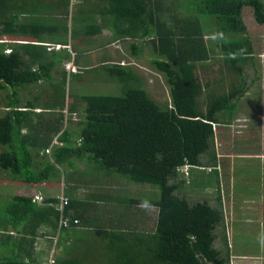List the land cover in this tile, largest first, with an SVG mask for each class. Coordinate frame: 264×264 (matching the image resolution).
Masks as SVG:
<instances>
[{"label":"trees","instance_id":"obj_1","mask_svg":"<svg viewBox=\"0 0 264 264\" xmlns=\"http://www.w3.org/2000/svg\"><path fill=\"white\" fill-rule=\"evenodd\" d=\"M26 1H18L14 7L12 0H0V145L4 147L0 151V168L22 189L9 195L6 203H2L4 197L0 195V264H87L63 260L56 253L61 246L62 253L67 248L63 238L67 229L87 223L86 210L95 212L93 215L100 212L96 217L102 215L101 203H76L67 185L74 177L86 185L90 196H95L84 201L105 200L115 207L108 204L112 206L108 207L111 218L118 219L108 229L109 246L115 237L125 238L127 233L141 235L146 245L136 249L126 244L121 250L113 245L107 256L98 255L93 263L107 260L108 264H229L227 223L221 187L217 184L215 128L231 124L241 100L246 97L251 103L255 94L251 93L254 80H247L246 76L256 55L243 8L250 6L255 21L264 24L262 0H193L189 9L186 0L156 1L158 13L166 10L170 22L166 25L158 14L155 22L151 20L154 26L143 31L141 47L131 48L130 54L138 58L145 48L149 50L148 65L163 76L169 88L170 104L166 106L150 96L141 76L132 70L133 64L120 62L99 64L96 68L117 79L122 85L121 94L79 92L66 105L68 77L79 78L82 69L68 73L65 68L56 67L63 59L69 61L73 57L77 62L79 53L75 51L79 48L62 47L67 56L61 58L55 57V49L49 45L28 44L20 49L5 42V34L17 29L49 36L57 32L56 26L37 23L42 11L46 16L62 15V8L55 6L56 0L45 1L47 11L34 10ZM103 1L106 5H102ZM64 2L68 5L69 0ZM137 2L96 0L93 12L101 22L85 25L87 35L99 32L109 21L113 28L127 19L135 23ZM21 17L25 22L19 23ZM75 30L74 26L72 35ZM36 48L44 54V61L32 68L25 65L23 54L30 55ZM205 70L208 77L203 76ZM81 79L75 83L81 84ZM96 83V78L88 81L84 90L97 86ZM53 93H58L57 102ZM76 114L78 121L71 118ZM192 169L199 171L192 173ZM116 175L123 176L133 187V183L157 186L158 197L122 192V182H115L120 192L109 195L107 189ZM262 178L264 174L257 176L256 203H264ZM63 182L62 198L35 194L42 185L55 192V187L60 189ZM187 185L188 190L184 189ZM233 191L242 192L237 185ZM193 192L195 198L191 196ZM215 194L218 205L213 206L207 198ZM59 203L61 211L57 209ZM147 208L153 214L147 231H140L132 221L120 225L126 212L134 217L131 209L143 213ZM63 218L68 219L67 226L61 223ZM41 226H46L51 234V238L43 235L48 238L47 249L52 248L53 237H57L44 262H39L34 254V243L45 234L39 233ZM123 238L120 239L125 242Z\"/></svg>","mask_w":264,"mask_h":264},{"label":"rangeland","instance_id":"obj_2","mask_svg":"<svg viewBox=\"0 0 264 264\" xmlns=\"http://www.w3.org/2000/svg\"><path fill=\"white\" fill-rule=\"evenodd\" d=\"M18 1L25 2L26 0H12V6L16 7L18 5ZM30 4L34 7V10H38L40 8H44V11H47V7L45 6V0H29ZM55 1V0H54ZM64 0H56L55 6L62 8L63 13L60 16H46V14L42 11V15L40 16V19L37 21L38 24L41 25H48V26H56L57 27V36H66L68 40L71 39L73 36V29L74 26L77 24V30H79L81 27L82 29H87L85 24H88L87 18V13L89 11H93L95 9L96 5V0H81V3L76 4L73 0H69L68 5H66V1L63 3ZM189 4L187 5L186 8H190L193 5V0H186ZM64 4L66 10L62 6ZM94 3V4H93ZM26 5L28 6V2L26 1ZM249 9V10H248ZM251 8L249 7H244L243 8V14H244V20L248 28L249 36L253 42V47L255 50V62L253 65L249 63L247 69H246V76L247 80H254L253 86L257 90H252L251 93H255L254 95L251 96V103L248 105V111L249 113L252 112H258L259 110V101L263 102V107H264V27L259 26L256 24L251 11ZM65 25L67 26V32H64V27ZM70 45V43H68ZM79 48V47H77ZM118 51H120L118 53ZM131 49L126 47V48H121V49H109L110 57L112 59L116 60L119 59L120 61H123L124 63H131L135 64L132 65V70L139 74L142 78L143 85L145 89L149 92L150 96L157 101L161 106H166L170 104V95H169V88L166 85L163 76L159 73H157L154 69L151 68V66L148 65L147 59L151 58L150 52L147 48L144 49V51L140 54V58H133L132 55L130 54ZM75 52L79 53L78 60L76 62L77 65H85L86 62L85 60L86 57H88L89 61H92V58L90 57L91 53L88 51L86 48H79ZM84 54V56H80V54ZM149 56V57H148ZM122 57V58H121ZM64 65V64H63ZM95 65H93L94 67ZM62 68H65L63 66ZM210 68V69H209ZM207 68L210 70L209 74L213 73V69L211 67ZM206 69V70H207ZM214 69L217 70L216 67ZM206 70L203 73L204 77H208L209 74L206 73ZM80 73V72H79ZM216 73V71H215ZM80 77L76 78L74 76H69L68 81L66 83V91H65V104L69 105L71 103L70 98L73 97V95H76V93L82 92V93H104V94H121L122 92V85L117 81V79L111 78L108 76L107 73L102 72L101 69L94 67L92 70H84L80 73ZM217 73L214 74V77H217ZM80 80L81 84L75 83V81ZM97 79V86H92V88H88L84 90V88H87L88 81H93ZM235 77L230 80H234ZM74 80V81H73ZM76 85H75V84ZM95 84V85H96ZM78 88H83V90L77 91ZM93 89L92 91H90ZM260 89V90H259ZM3 95L4 93L1 92ZM255 96V98H254ZM53 97L56 98V102L58 101V93H53ZM54 101V102H55ZM50 102L53 103V100L50 97ZM3 109V98L1 99L0 97V112ZM245 111V110H244ZM243 111V114H244ZM240 117L235 119L234 116V121L232 120V124H222L220 126H217L216 129V149H217V155L219 159H229L226 157H235L234 155L240 156L239 159H237L238 165H237V186H239V191H244L246 194L245 196L248 197V201L243 202L247 203L249 205V208L245 211V207L239 206L238 203H241V199L234 198L233 192L230 193L227 199L223 200V203H233L232 207H234V210H230V207H225V210L229 213H225L226 216V221H234V220H243L245 222L251 223L245 224L243 223L240 226L241 230H255L260 223V218H256L255 216H263L264 214L262 213V209L258 208L257 205H255V200H257L258 194L255 191V188L258 184L257 181V176H260L261 173H257V169L251 164H249L248 160L244 157V155L251 156L253 154H264V127L261 128L260 131H255L253 134V131H249L248 126L246 125V119ZM67 118L70 119V115L67 114ZM71 118L74 121H78L80 119L79 115L76 114L74 116L71 115ZM264 120V118H263ZM239 121V122H237ZM68 124V122H67ZM75 126L70 125V128H73ZM242 140H238V136H242ZM220 136L222 138H220ZM223 145V146H222ZM0 145V151L3 149ZM247 156V157H248ZM240 160V161H239ZM243 161V162H241ZM233 162L230 164V171H233ZM184 170L186 167L183 168ZM264 169V168H263ZM90 170V169H89ZM199 170L197 169H192L191 172L195 173L198 172ZM224 172L227 173V178H228V171L224 170ZM212 175V174H211ZM231 175H234L233 172H231ZM229 181L232 183L230 188L234 187L235 180L232 178H229ZM264 179H260V182L263 183ZM115 182H119L125 186V189L122 192H134L137 196H142V197H158L159 191L158 187L155 185L151 184H135L133 183L134 187L128 184L123 178V176L116 175V180L115 181H110V189L108 190L109 195H114L119 193L120 191L117 190L120 188V186H116ZM194 183H196V180H194ZM255 186V187H254ZM143 187V188H142ZM190 186L184 187V189L188 190ZM142 188V189H141ZM149 189H152L151 191H148ZM183 189V190H184ZM22 190V189H21ZM20 186H17L16 182L11 180L5 171H3L0 168V195L4 197L2 199V203H6V198L9 197L13 192H20ZM55 192L53 191L51 194L52 196H56L59 198H62V194L60 195V190L55 187ZM185 190V191H186ZM47 191V190H45ZM119 191V192H118ZM237 191V187H236ZM129 193V192H128ZM191 196H194V192L191 194ZM195 198V196H194ZM253 198V199H252ZM108 202V201H107ZM213 203V202H211ZM210 203V204H211ZM217 203V200H216ZM108 204H111L108 202ZM112 205V204H111ZM212 205V204H211ZM237 205V206H236ZM113 206V205H112ZM235 206L237 208H235ZM114 207V206H113ZM115 208V207H114ZM239 214V216H236L235 212ZM248 211V212H247ZM261 211V212H260ZM128 216V212L126 213L125 217ZM135 216V215H134ZM236 216L237 218H235ZM133 218H130V220L125 219V221H132ZM242 227V228H241ZM232 227H228V235L231 238L229 240L230 246L233 245V248H235L239 251H244V252H259L261 249L260 246L255 245L254 242H256V238L254 237H249L247 239H238L239 237H244L243 232H238L237 236L235 239L232 238ZM85 231H91V230H83V229H78L74 231L75 233V243L73 244L72 250L73 253L70 255H67L66 253H62L59 255V258L62 257L63 260L65 259H72L75 263L77 261L81 263H87V264H108V261L105 260L103 263H93V260L95 256L101 255V252H99L96 248L89 247V246H81L79 242H81V239L83 238L82 233ZM235 233V231H234ZM233 233V236H234ZM131 241H134V238H131ZM91 243V241L86 242V244ZM110 241L107 240L104 244L108 247ZM115 246H118L119 249L122 248V243L115 242ZM84 244V243H83ZM89 248V249H87ZM112 248V247H110ZM121 250V249H120ZM108 251V249H107ZM107 251H106V256H107ZM145 259H148L145 257Z\"/></svg>","mask_w":264,"mask_h":264},{"label":"crops","instance_id":"obj_3","mask_svg":"<svg viewBox=\"0 0 264 264\" xmlns=\"http://www.w3.org/2000/svg\"><path fill=\"white\" fill-rule=\"evenodd\" d=\"M47 1V0H45ZM76 4L81 3V0H73ZM156 1L157 0H138L137 4L138 6V17L136 19V22H132L131 19H127L124 20L123 22H119L114 28L112 27L111 22H107L106 25L104 24L103 27L99 30V32L92 31L90 33H93V35L89 36L87 35V29H82L80 28L79 30H77V24L75 25V32L74 35L71 37V39H67L65 38L66 36L62 35V36H57L56 32L49 36L48 34H38L39 32H35V31H30L27 29H17L15 31V33H11V34H5V42L8 45H18L20 49L24 48V45H28V44H33V45H49L51 50L55 49V57H66L67 54L65 53L64 49L62 47H68L69 50L72 49L73 47H79V48H85L88 46V51H90L91 55L90 57L92 58V61L88 60V57L85 58V60H83L84 62H86V64L83 65H77L76 64V60L73 61V57L72 60H64L62 62H58L56 69H61L63 67V64L65 66V70L69 73V72H76L77 69H82V71L86 70L89 67H93V65L97 66L99 64H108V63H117L120 62L122 63L123 61H120L119 59H112V57H110V53H109V49H121L123 48H140L143 41L141 39V35L143 33V31L146 29V27L151 28L152 26H154V24L151 22L152 21H156L157 20V16L158 14L160 15V18L162 20L165 21L166 25L169 24L170 19L169 16L170 14L166 11V10H160L162 11V13H158L157 10V6H156ZM262 2L264 3V0H262ZM102 5H106V1L102 2ZM245 7H249L250 6H245ZM249 10V9H248ZM251 14L253 16L252 13V8L250 9ZM94 12L93 11H89L87 13V16H89L87 18V23H93V22H101V19L99 16H97V13L95 12V16H93ZM244 16V14H243ZM31 17V16H30ZM32 20H36L35 17H31ZM244 19V17H243ZM29 20V19H28ZM27 20V21H28ZM93 20V21H91ZM255 20V19H254ZM25 22V18L21 17L19 19V23H23ZM245 22V20H244ZM256 22V21H255ZM246 24V23H245ZM256 24H258L259 26L264 27V24H259L256 22ZM87 25V24H85ZM247 26V25H246ZM96 29H98V27H96ZM248 29V28H247ZM148 38V37H147ZM68 43H70V45H68ZM61 44V45H60ZM59 45V46H58ZM66 45V46H64ZM61 48V49H60ZM60 49V50H57ZM120 51H118L119 53ZM44 54L40 53V49L36 48L33 49L32 53L29 54H23V60L26 63L25 65H28L32 68H37L38 67V61L39 62H43L44 58H43ZM82 56H84V54L82 53ZM133 57V56H132ZM122 58V57H121ZM135 58V57H133ZM137 58V57H136ZM138 58H140V56H138ZM46 59V58H45ZM66 63H68L66 65ZM124 63V62H123ZM135 65V64H133ZM94 66V67H95ZM55 71V70H54ZM53 71V72H54ZM54 74V73H53ZM57 72L54 74L56 75ZM58 76V75H57ZM254 90H256V88H254ZM260 90V89H259ZM250 103H248L247 98L245 97L243 100H241V104L239 106V108L236 110L235 113V119L240 117L246 119V125L249 128V131H253V134L255 131H260L261 128L264 127V107H263V102L259 101V110H258V115H255L254 112L251 111V113H249L248 111V105ZM245 110V111H244ZM36 111H39V109H36ZM244 111V114H243ZM232 120L234 121V117L232 118ZM239 122V121H237ZM232 124V121H231ZM243 135L240 137L238 136V140H242ZM220 138H222L220 136ZM216 139L215 138V144H216ZM216 146V145H215ZM223 146V145H222ZM235 157H226L229 159H219L218 155V162H219V181L217 182V184L220 185L221 187V195H222V206L224 207V215L226 216V214L228 213L227 210H225V207H230V210H234V207H232L233 203H228V205L226 203H223L224 199H227L228 196L230 195L231 192H233V196L234 198H238L241 199V203H238V207L242 206L245 207V211L247 210V208H249V205H247V203H243L248 201V197L245 196L244 194H246V192H235L234 187L233 188H226L225 184L228 183V186L231 187L232 183L229 181V178H232L235 180V184L237 185L236 179H237V159H239L240 156L238 155H234ZM248 155H244V157L248 160L249 164H252L253 167H255L257 169V171L261 174H264V154L258 155V154H253L251 156ZM241 158V157H240ZM240 161V160H239ZM233 162V171H230V164ZM243 162V161H241ZM223 168V169H222ZM224 170H227L229 175L227 178V173L224 172ZM231 172L234 173V175H231ZM68 189H70L72 191V196L74 198L77 199L76 203H101L100 208L102 209V215L101 217H96V214H100V212L96 213L95 215H93L95 212H88L87 210L84 212L85 215V220H88L87 223L82 222L83 224L80 225L79 227L73 229H67L66 232H64L65 237L63 236V238L65 239V244L67 245V248L65 251H63V253H66L67 255H70L71 253H73L72 247L73 244L75 243L76 239H75V233L74 231L78 230V229H83V230H91V231H85L82 233L83 238L81 239V242H79L81 244V246H89V247H93L96 248L99 252H101V255L103 254L104 256L106 255V251L107 254L110 252V247H112L113 245L115 246V242H119L122 243V245H130L133 246L136 249H140V248H145L146 245L144 244V240L143 237L139 234H134V233H127L126 235H124L125 238L121 237L118 235V237H115L112 240V243L110 246H106L104 243L107 242V240H110V235H109V230L108 229H112V226L115 225L114 221L118 219L117 218H111V211L108 207H112L110 205H108V202L105 200L99 201V202H89V201H84V199L86 197H89V193L86 189V185H84L83 183L79 182L78 178H71L68 181ZM64 186L65 183L63 182L60 186V195L63 194L64 191ZM40 189H36L37 192H35V194H41L44 197H48L49 195H52L51 193L53 192L52 190H49V186L47 185H42L39 187ZM239 188V186H238ZM47 190V191H44ZM44 191V192H43ZM244 193V194H243ZM94 195V194H93ZM92 197V199L95 198V196H90ZM217 195H213V197H208L207 200L213 202L211 203L213 206L218 205V203H216L217 200ZM100 199V198H99ZM253 199V198H252ZM255 205H257V207L260 209H262V213L264 214V203H256L255 201ZM237 206V205H236ZM235 206V208H237ZM148 211L143 213H136V211H133V209H131L130 211L135 212V216L133 217L132 215H129L127 217H125L126 214L122 215V221L120 222V225L124 224L125 219L130 220V218L132 219V222H136V224L139 225V230H145L148 229L150 227L147 226V224H150V218L153 217V214L151 213V210L149 208H147ZM81 211V210H79ZM110 211V212H109ZM248 212V211H247ZM261 212V211H260ZM127 213V212H126ZM226 213V214H225ZM236 216H239V214L237 213V211L235 212ZM115 214V213H114ZM229 214V213H228ZM236 216H234L235 218H237ZM256 218H260V223L258 224L257 228L255 230H241L240 226L245 223L246 225L249 224L251 225V223L249 222H245L243 220H234V221H230L227 222L226 219V232L228 230V227H232V238L235 239L237 236L238 232H243L244 237H239L238 239H247L249 237H254L256 238V242L255 245L260 246L261 249L259 250V252H244V251H239L235 248H233V245L230 246L229 243V264H264V215L259 216L258 213L255 216ZM119 218V217H118ZM154 222V221H153ZM152 222V223H153ZM81 223V222H80ZM94 225V226H93ZM147 226V228H146ZM153 226V224H152ZM242 228V227H241ZM137 229V231H138ZM221 230V228H220ZM39 233H45V234H41L42 236L37 238L36 242L34 243L35 247H34V254L35 257H37V259H39V262H44L48 259V253L49 251H51L52 249H54L56 241H57V237L54 236L53 237V241H52V248L51 249H47V240L48 238H51V234L48 233V228H46V226H41L40 229L38 230ZM147 231V230H145ZM235 231V233H234ZM15 234L14 232H9V234ZM54 232V235H57V233ZM234 233V236H233ZM43 235H47L48 238H45L46 236ZM228 235V232H227ZM126 239L125 242L120 239ZM131 238H134V241H131ZM231 238L228 235V241ZM91 241V243L86 244V242ZM141 242V243H140ZM84 243V244H83ZM131 243V244H130ZM110 244V243H109ZM89 249V248H87ZM72 250V252H71ZM56 253L58 254H62V246L59 247V249H56ZM98 256V255H97ZM96 257V256H95Z\"/></svg>","mask_w":264,"mask_h":264},{"label":"built area","instance_id":"obj_4","mask_svg":"<svg viewBox=\"0 0 264 264\" xmlns=\"http://www.w3.org/2000/svg\"><path fill=\"white\" fill-rule=\"evenodd\" d=\"M61 200H62V199H61ZM61 202H62V201H61ZM57 209H58L59 211H61V210L63 209V207H62V203H59V204H58ZM74 222L77 223V220H74ZM61 223H62L63 225H65V226H67V224H68V219L63 218L62 221H61Z\"/></svg>","mask_w":264,"mask_h":264},{"label":"clouds","instance_id":"obj_5","mask_svg":"<svg viewBox=\"0 0 264 264\" xmlns=\"http://www.w3.org/2000/svg\"><path fill=\"white\" fill-rule=\"evenodd\" d=\"M67 64H68V63H66V65H67ZM126 64H127V63H123V62H122V65H126ZM42 200H43V198L41 199V202H42Z\"/></svg>","mask_w":264,"mask_h":264}]
</instances>
